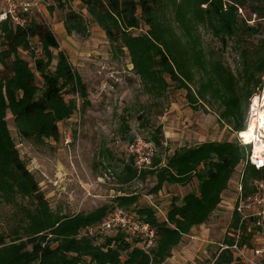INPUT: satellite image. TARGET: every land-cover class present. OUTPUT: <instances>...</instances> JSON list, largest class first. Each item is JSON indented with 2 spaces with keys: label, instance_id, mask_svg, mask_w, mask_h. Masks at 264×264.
Segmentation results:
<instances>
[{
  "label": "trees",
  "instance_id": "16d2710c",
  "mask_svg": "<svg viewBox=\"0 0 264 264\" xmlns=\"http://www.w3.org/2000/svg\"><path fill=\"white\" fill-rule=\"evenodd\" d=\"M76 1L88 22L104 32L112 50L127 53L146 95L159 99L170 88L184 90L190 104L216 103L219 120L233 133L246 129L251 99L264 90V0ZM53 2L63 15L67 35L83 36L87 28L83 15L68 10L65 0ZM19 16L21 25L11 20L0 24V202L13 209L12 224L0 231V264H163L185 235L208 221L238 166L243 165L244 197L254 192V181H264V169L245 165L250 146L236 139L205 142L182 147L164 159L154 155L150 168L140 174L129 155L117 176L123 185L152 176L153 193L164 185L185 187L194 181L196 190L172 197L163 219L151 207L138 206L137 195H117L87 214L52 210L15 148L7 115L21 138L42 144L58 141L59 126L76 111V100L65 101V95L77 96L83 110L89 101L85 84L59 50L53 33L32 11ZM33 39L40 45V57L32 51ZM20 51L30 54L32 66ZM52 51H57L53 69ZM227 54L233 55L234 68L225 61ZM151 138L154 149L161 146L156 133ZM115 208L154 230L156 244L148 253L139 237L118 228L84 234ZM237 222L233 213L228 230ZM251 231L242 241L248 248L258 245L252 242ZM226 243L230 241L225 237ZM213 264L241 263L233 251L224 250Z\"/></svg>",
  "mask_w": 264,
  "mask_h": 264
},
{
  "label": "rangeland",
  "instance_id": "374dc122",
  "mask_svg": "<svg viewBox=\"0 0 264 264\" xmlns=\"http://www.w3.org/2000/svg\"><path fill=\"white\" fill-rule=\"evenodd\" d=\"M23 1L38 3L31 10L33 16L53 33L59 50L85 84L89 101L83 110V103L77 96L65 95V101L76 100V111L59 126L58 141L45 140L42 144L21 138L12 117L7 115L15 148L38 182L50 208L63 215L87 214L110 203L117 195H137L138 206L151 207L157 217L163 219L172 197L181 198L196 190V183L193 181L185 187L164 185L158 193H153L156 182L152 176L120 184L117 176L129 162L127 146L136 135L151 141V135L156 133L161 146L155 147L154 155L164 159L182 147L235 141L236 133L219 120V106L216 103L209 106L200 102L190 104L184 90L173 91L171 88L159 99L146 95L127 53L112 50L104 32L88 22L89 17L78 1L65 0L68 10L82 14L87 21L83 36L67 35L63 15L53 0ZM210 43L215 46L214 42ZM30 45L34 54L40 57L38 41L33 39ZM52 54L53 69L57 51ZM19 55L33 65L28 52L20 51ZM233 59L232 54L225 57L232 68ZM261 80L264 89V76ZM143 119L147 124L142 126ZM65 135L69 136V141ZM242 174L243 165H240L208 221L185 235L181 244L174 248L175 253L163 264H213L229 231ZM12 217L13 209L0 202V231L8 229Z\"/></svg>",
  "mask_w": 264,
  "mask_h": 264
},
{
  "label": "built area",
  "instance_id": "2783aa9c",
  "mask_svg": "<svg viewBox=\"0 0 264 264\" xmlns=\"http://www.w3.org/2000/svg\"><path fill=\"white\" fill-rule=\"evenodd\" d=\"M37 5V2L29 4L25 1L0 0V24L11 20L14 24L21 25L20 12L30 13L32 8H36ZM261 93L251 99L246 129L236 133V140L239 144L250 146L245 165L248 164L256 170L264 169V147L256 146V143L264 141V120L259 117L262 107L261 104L255 103V100L261 99ZM252 124L254 125L253 135L247 141L244 134ZM65 137L66 141H69V136L65 135ZM127 151L132 156L133 167L136 169L137 174L150 168L154 156L152 142L136 135L128 144ZM253 187L254 192L244 197L242 185H238V193L233 207L238 220L237 226L230 229L225 236L230 243L224 244L219 250V253L224 250L233 251L241 264H262V261H264V181H254ZM114 228L125 231L131 237H139L142 241V249L146 253L156 244L154 230L148 224L143 223L121 208H115L99 225L89 228L84 234L92 236L95 231H110ZM252 228L254 229L253 233H255L252 235L254 239L252 242L258 243V245L254 248H248L245 244H242V241L246 233L252 232Z\"/></svg>",
  "mask_w": 264,
  "mask_h": 264
},
{
  "label": "bare ground",
  "instance_id": "6f19581e",
  "mask_svg": "<svg viewBox=\"0 0 264 264\" xmlns=\"http://www.w3.org/2000/svg\"><path fill=\"white\" fill-rule=\"evenodd\" d=\"M255 103L261 104L262 110L259 113V117L264 120V93H262V97L259 100H255ZM254 125H250L248 130L245 132L244 136L247 138V141L251 139L253 135ZM256 146L264 147V141H261L260 143H256Z\"/></svg>",
  "mask_w": 264,
  "mask_h": 264
},
{
  "label": "crops",
  "instance_id": "0c3cea01",
  "mask_svg": "<svg viewBox=\"0 0 264 264\" xmlns=\"http://www.w3.org/2000/svg\"><path fill=\"white\" fill-rule=\"evenodd\" d=\"M193 231V229L190 231V232H192ZM187 236V235H186ZM186 236H184L182 239H184ZM181 244V243H180ZM176 248V247H175ZM195 248H198L197 247V245L195 246ZM183 250H185V249H183ZM175 253V251H174V249H173V251H172V255ZM219 253V252H218ZM218 253H217V255H218ZM216 255V256H217ZM216 256L214 257V259L216 258Z\"/></svg>",
  "mask_w": 264,
  "mask_h": 264
}]
</instances>
